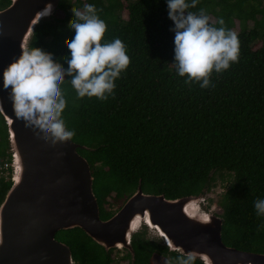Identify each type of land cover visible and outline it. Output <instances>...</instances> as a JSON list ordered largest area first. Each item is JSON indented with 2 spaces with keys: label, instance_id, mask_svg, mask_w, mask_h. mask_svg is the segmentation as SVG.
<instances>
[{
  "label": "trees",
  "instance_id": "16d2710c",
  "mask_svg": "<svg viewBox=\"0 0 264 264\" xmlns=\"http://www.w3.org/2000/svg\"><path fill=\"white\" fill-rule=\"evenodd\" d=\"M10 2L0 0V10ZM85 3H93L105 21L103 39L120 38L130 59L115 80V95L105 100L79 98L70 82L61 84L65 126L91 166L100 217H111L139 184L144 192L173 199L210 192L219 175L227 180L216 213L223 220V242L264 253V216L253 207L264 198V0H198L189 9L203 8L213 23L223 17L239 38L238 61L213 72L205 88L175 73L165 0H60L61 16L40 21L28 48L40 47L67 67V43L74 35L69 24L75 7ZM11 158L0 114V204L12 184L11 173L6 177L1 167ZM56 238L70 246L75 264H116L115 248L106 250L81 228L62 229ZM132 247L134 255L126 250L124 257L130 264L182 255L144 224L133 234ZM195 264L204 263L197 258Z\"/></svg>",
  "mask_w": 264,
  "mask_h": 264
},
{
  "label": "water",
  "instance_id": "95a60500",
  "mask_svg": "<svg viewBox=\"0 0 264 264\" xmlns=\"http://www.w3.org/2000/svg\"><path fill=\"white\" fill-rule=\"evenodd\" d=\"M60 0H11L0 10V71L28 48L36 25L54 17ZM51 4L48 15L40 10ZM2 83V81H0ZM0 114L7 125L12 184L0 204V264H75L70 246L56 238L81 228L103 246L134 255L132 236L142 226L171 250L197 252L204 264H264V253L222 240L223 220L203 207L206 193L167 198L141 184L108 219L100 217L88 160L69 139L55 145L38 139L14 115L8 90L0 87Z\"/></svg>",
  "mask_w": 264,
  "mask_h": 264
},
{
  "label": "clouds",
  "instance_id": "9594fccd",
  "mask_svg": "<svg viewBox=\"0 0 264 264\" xmlns=\"http://www.w3.org/2000/svg\"><path fill=\"white\" fill-rule=\"evenodd\" d=\"M167 16L172 21L175 73L185 83L211 85L213 72L220 73L238 61L239 38L224 26L223 17L215 23L203 8L196 12L198 0H165ZM51 4L40 10L42 16L51 11ZM93 3L73 10L69 28L74 35L67 43L64 57L67 67L56 62L52 54L40 47L23 49L0 71V87L7 89L14 115L25 127L34 130L38 139L55 145L69 140L74 131L65 126L63 111L66 98L61 84L70 82L79 98L95 96L105 100L115 95V80L130 63L126 45L120 38H104L106 23ZM218 25V26H217ZM69 77V78H65ZM257 216H264V198L253 202ZM197 252L166 258L165 264H195Z\"/></svg>",
  "mask_w": 264,
  "mask_h": 264
},
{
  "label": "rangeland",
  "instance_id": "374dc122",
  "mask_svg": "<svg viewBox=\"0 0 264 264\" xmlns=\"http://www.w3.org/2000/svg\"><path fill=\"white\" fill-rule=\"evenodd\" d=\"M56 16L58 17L61 16V12L58 11ZM211 20H214V19L211 18ZM252 24L253 22L250 21L249 25L252 26ZM226 185H227V180H223L218 175L216 180L214 181V184L210 192L206 193V196H205L206 203L203 207H205L208 210L211 209L213 213L215 214L221 213V209L218 206L217 201L220 195L224 192ZM111 209L114 210L115 206L111 207ZM147 235H150V237L155 239L152 232L148 231ZM125 255H126V249L115 248L113 251V256L115 258L116 264H130V258H124ZM153 260L155 261L156 264H165L166 257H163V259L153 258Z\"/></svg>",
  "mask_w": 264,
  "mask_h": 264
},
{
  "label": "built area",
  "instance_id": "2783aa9c",
  "mask_svg": "<svg viewBox=\"0 0 264 264\" xmlns=\"http://www.w3.org/2000/svg\"><path fill=\"white\" fill-rule=\"evenodd\" d=\"M1 170L5 171L6 177H9V174L11 173L12 175V158L9 161L5 162L4 165L1 167ZM11 170V171H10ZM1 175V174H0Z\"/></svg>",
  "mask_w": 264,
  "mask_h": 264
}]
</instances>
